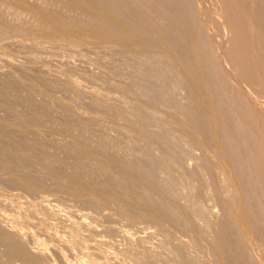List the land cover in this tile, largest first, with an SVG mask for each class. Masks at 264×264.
Returning <instances> with one entry per match:
<instances>
[{
	"label": "bare ground",
	"instance_id": "1",
	"mask_svg": "<svg viewBox=\"0 0 264 264\" xmlns=\"http://www.w3.org/2000/svg\"><path fill=\"white\" fill-rule=\"evenodd\" d=\"M10 1H12V2L10 3ZM68 1L70 3L69 10L75 11L76 13L77 12L79 13L78 17H77L78 20L75 18L79 23L72 24L70 21L69 22L63 21L62 20L63 17L61 18V20H59V19L51 16V17H53V19H51L53 22H52V24H50V23H46L45 21L44 22L41 21L40 17H38L40 15L37 14L36 16H34V18H35L34 23L31 24L30 22H32V20L29 18V23L31 25H28L29 23L25 22L24 20H23L24 22L18 21L19 13H18L17 8L15 9V10H17V13H15V14L18 15L17 16L18 18L15 21L14 20L13 21L12 20L11 21L4 20L7 17L4 18L5 16H3V18H2L1 17L2 11L0 10V36H1V38L3 37V35L5 36V35L13 34L16 37L24 36L25 40L28 39L30 41H36L37 38L38 39L42 38V39L46 40L47 42H51V44H53L52 42H55L57 39L61 38V39H59V41H61V40H64L62 38H65V37L70 38V36L73 34H77L76 39H75V37L73 38L74 40H77V41L83 43L85 38L89 36L93 39L92 40L90 38V40H92L91 42H94L96 40V42L103 44V47H105V48L107 47V49H109L110 51H112L111 48H113L112 52H114V51L120 52L118 55H120L121 53L123 54L124 52H122V51H125L124 55L127 54L129 51V53L132 52L131 54H134L139 59H143V61H144L143 65L146 67V70L149 68L154 69L155 71L149 69L148 72L153 71V73H151V72H149V73H151V75L155 76L157 79L159 77L160 78L159 80H162V82H164V83H162L159 81L160 83H156V84H160L161 87L164 86V88H165L168 85L167 84L168 82L173 81L175 83H169L171 85L174 84V87H171V89L174 88L175 90H177L178 87L176 85H178L180 87V89H183V88L185 89L186 87H187L186 89H188L189 85L188 86L186 85L185 87L181 86L182 84L185 85L187 83V81L183 77L181 71L178 70L179 68L177 69L174 66V63L172 62L171 53H174L177 56L176 58L180 60L182 70H184V72H185L186 76L188 77L190 83H192V85L194 86V88L198 92L197 94H195L196 95L194 97L195 99L193 98V94L191 95L192 96L191 99L193 98L192 100L189 99L190 97H187V96H189V95H187L186 96L187 100H185L187 102L185 103V105L183 104V102H181V104L184 105V107L188 106V103H191L189 106V109L186 107L184 108L179 103L182 110L183 109H187V110L184 112L182 111L183 112L182 114H185V115H183L182 117L178 115L179 119H176L179 121V123H181V125H183V128L178 123H176V125L178 124V127L180 126L182 128V130L186 129V131L184 130L186 133L189 130L190 134L188 133V135H190V136H191V133L193 134L194 132H196L197 135L199 134L200 136H203V138L205 137L203 140L207 139L208 141L211 142V143H205L204 142L205 146H203L202 139H201L202 137L199 138L200 140H193L194 137L193 138L189 137V140H188V137H185L186 135H184V139L187 140L188 142H191V143L187 142L188 144H191L192 146L194 145L193 146L194 148L198 147L202 151V153H201L202 157L199 158L200 160H198L199 161L198 164H200L199 168H201V163H202V165H203V163H206L205 164L206 166L203 165L204 169H206L208 167L207 164L210 165L209 167H211V166H213L212 163L215 162V164H216L215 171H213L214 166L211 169L209 168V170H211V173L209 172L210 176L212 179L214 178V180H212V182L217 180V179H215V177L218 178V181L219 182H220V180L223 181L224 185L220 184L221 182L217 183V184H220V186H218L217 184L216 185L219 188L221 187V185H222V187L224 186L225 191H227V193H226L227 196H225V194L222 195L220 198V200L222 202L220 201V203H219L220 207L223 211L222 212L223 217L220 215L222 217V219L221 220L219 219L220 221H218L216 219L218 222L216 221V224L214 222L215 225L214 226L212 225L213 228L215 227L218 229L215 242L218 244V246H220V248H219V250H216V251H219V253H221L220 255L225 253V256H226V254L232 256L231 259L226 260L227 258H225V256L222 255L225 258V259H223V261L224 260L226 261L222 264H264V0H91L93 2V4H92L93 7L89 4V7L91 6L90 11L87 10V9H89V7L88 8L86 7V10L84 9L85 5L87 4V2L85 0H68ZM84 1L86 2V4L84 3ZM3 2L7 6L12 5V4L17 5V6H19L18 8H22L23 12L26 11V12H28V14L31 10V8L28 7V5L26 4V2L24 0H0V4H3ZM65 4H66V2H65ZM7 8H9V6ZM12 9H14V8H12ZM9 10H10V8H9ZM40 10L42 11V13L44 15L45 12L41 9V7H40ZM21 15H23V14H21ZM25 15L27 16L26 13H25ZM12 16H13V14H12ZM49 16L50 15L45 14V17L49 18ZM55 16H56V14H55ZM25 18H27V17H25ZM41 19H43V18H41ZM111 19H112V21H111ZM72 21H74V20H72ZM73 36H71V37H73ZM5 38H6V36H5ZM71 40L66 41V42L67 43L72 42ZM90 40H89V42H90ZM56 42H58V40ZM43 43H46V42H43ZM64 43H65V40H64ZM36 44L38 45V43H36ZM46 44L48 45V43H46ZM85 44H87V43H85ZM92 44H94V43H92ZM75 45L77 46V44H75ZM83 46H84V44H83ZM23 49H24V47H23ZM109 50H107V52ZM29 51H31V50H28V52ZM51 52H52V50H51ZM3 53H5V52H3ZM114 54L117 55V53H114ZM94 57H95V54H94ZM105 57L106 56H104V58ZM4 59H6V58H4ZM154 64L158 65V67H157V68H159L158 71L156 70L157 68L152 67V65H154ZM199 69L203 71V73L202 72H200V73L204 74L206 76L207 80L205 78H201L202 75L199 76ZM146 70L144 69L145 72H146ZM142 71L140 70V73ZM148 72L146 74L147 76L149 74ZM129 75H130V73H129ZM138 76H140V75H137V77ZM142 76H144V75H142ZM38 77H39V75H38ZM151 78L152 77L150 76L149 80ZM5 79H6V77H5ZM146 79H148V78H146ZM152 79H151V82H152ZM157 79L154 78V80H153L154 83ZM203 79L206 82H204ZM34 80H32V81L34 82ZM41 80L43 81L44 79L41 78ZM28 81H30V80H28ZM5 82L3 79L2 80L0 79V107L3 105V107L7 108L10 111V113H7V114H11V112L13 111L14 105L18 104L17 102H21V103L23 102L27 105L26 106L27 110H28L27 113H29V114L31 113L30 115H32V116H30L31 120L34 122V124H36L35 126H32V127H36V126L39 127L41 125H46L47 128H51V129L54 128L55 129V127H53L55 125V122H53L54 120L51 121L52 120L51 118H54L53 114H52L53 117L50 115L49 109L51 107H47L46 105H45V107L44 106L38 107L32 103L33 98H31L30 96L32 94H34L35 90H33V88L29 89V90H33V91H31V93L27 89V91L29 92V95L31 94L30 96L28 94H26L27 92H25V94L19 93L22 90L21 91H13L12 93H10L5 88ZM46 82L43 81V84L45 85ZM75 82L76 81H74L73 83L75 84ZM135 82H137V80ZM138 82L140 83V80ZM21 83L24 84L23 81ZM25 83H28V82H25ZM30 83H31V81L29 82V86H31V84H32V83L31 84ZM70 83H71V81H70ZM154 83H151V84L154 85ZM43 84H42V86H43ZM47 84H48V82L46 83V85ZM143 84H145V83H143ZM149 84H150V82H149ZM162 84H163V86H162ZM146 85H144V86H146ZM138 86H139V84L137 85V87ZM152 86H150V89L147 88L148 90H150L149 92H151L153 90V88H154V90L155 89L157 90V88H155L156 85H155V87H153L151 89ZM175 86H176V88H175ZM32 87H33V84H32ZM134 87L135 86H133V88ZM139 88H141V87H139ZM160 88H158V89H160ZM164 88L163 89L161 88L160 90L155 91L156 94L158 93V97L155 96V93H154V95H153V93H150V95L152 94V96H155V98H157V99H153L152 97H150V95H146L149 92L146 93L148 90L146 91L144 89V92L146 91L145 92L146 94L143 93V95H146L145 98L147 96H149L151 98V100L152 99L153 100L151 103L149 101H145V103L147 102V105H146L147 108L144 107L145 105L143 106L145 109L144 108L142 109V107L139 108L141 106V104H139V103H138L139 105L137 104L138 106L136 105L137 109H142L139 111L143 112V113L139 112L141 114L136 113L137 114V115L135 114L136 118L138 115L145 114V117L141 116L142 119L144 118V121H145V118H148L146 115L147 112H149V114L155 115V118H153L154 116L151 117V120L153 118V121L150 120V117L148 118V120H150V122H151L150 124H152V125H150L149 123L146 124V122L142 121L146 125L149 124L151 126L150 129L153 130V133H154V128H152V126L154 124V119H155V121L164 119V118H162L163 116H161V115H163L165 112L160 110L163 114H160L162 119H159L157 117L158 115L156 116V110L157 109L159 110L161 108V106H162V109H165L167 107V103H169V106H171L170 108H172L171 110H174V109L177 110L176 109L177 107H174V108L172 107L173 103L175 102L173 99H175V98L172 99L169 97V95L172 94L171 90L165 91L167 93L170 92L169 94L166 93L168 95V97H167L164 94ZM189 89H191V88H189ZM189 91H191V90H188V92ZM131 92L130 93L128 92V93L132 97V94H134L135 92H134V90H133L132 94H131ZM142 92H143V89L141 90V92H138V94H136L137 97L139 95V97L144 98V97H142V94L140 96V93H142ZM173 92H174V90H173ZM174 93H175L174 95H176V93H180V92L176 91ZM136 95H134L135 97H132V99L137 98ZM45 96L48 98V95H45ZM171 96H173V94ZM177 96H176V98H178ZM198 98L201 99V101H202V106H203L202 109H199L200 108L199 105H195L196 104L195 100ZM92 99H93V97H92ZM107 99H109V98H107ZM55 100H53V102ZM71 100H73V99H71ZM101 100H103V99L101 98ZM167 100L170 102H168ZM178 100H177V102H179ZM93 101L91 102V104L93 103ZM99 101L100 100L98 99V103L96 102L97 103L96 105L102 104V103H99ZM171 101H174V102L171 103ZM148 102H149V105H148ZM159 102H162L161 106H160ZM163 102L164 103L166 102L165 103L166 105ZM177 102L174 104L178 105ZM57 103L60 105L59 102H57ZM141 103H142V101H141ZM67 104H69V103H67ZM94 104L95 103H93L92 105H94ZM106 104H108V103H106ZM135 104H134V106H135ZM163 104L166 106L165 108H163ZM49 105H51V104L49 103ZM63 105H61V106H63ZM96 105H94V107ZM157 105L160 106V108ZM102 106H104V105H102ZM102 106H96V107H99L98 108L99 110H102V109L104 110L105 107L102 108ZM105 106H107V105H105ZM134 106L133 107L129 106L130 108L124 107L123 110L124 109L126 110L128 108L129 110L127 109V111H136L137 109L130 110L131 108L134 109ZM196 106H198V107L196 108ZM52 107H53V105H52ZM63 107H65V106H63ZM67 107H69V106H66V108H64V109H66L68 111L69 108L67 109ZM92 107H90L91 110H93V108H94V107L93 108ZM100 107H101V109H100ZM178 107H179V105H178ZM110 108H112V107H110ZM7 109H6V111H8ZM14 110L15 111H13V114L15 112L17 113L16 107ZM66 110H65V113H66ZM145 110H146V113H144ZM171 110H169V113H171ZM81 111H83V110H81ZM110 111H111V109H110ZM110 111L108 110V112L106 111V113L109 114ZM114 111H115V109H113V112ZM121 111H120V114L122 116V114H124L125 112L121 113ZM166 111H167V109H166ZM93 112H95V111H92V113ZM98 112H100V111H98ZM101 112H100V114H101ZM159 112H158V114H159ZM65 113H64V115H65ZM95 113H97V112H95ZM132 113L127 112V114L125 113V115L130 116V115H133ZM169 113L168 114L166 113V114L169 115ZM173 113H174V111H173ZM177 113H178V111H177ZM180 113H181V111H180ZM18 114H15V115L18 116ZM22 114L23 113H21L19 115H21L23 117ZM103 114L105 116L113 117L111 115L112 113H110L109 115L108 114L106 115L105 113H103ZM118 114H117V116H119ZM166 114H164V115H166ZM25 115H24V117L26 119L27 115L26 116ZM96 115L98 116V114H94V118L97 117ZM125 115H124V117H125ZM167 115L164 117L167 118ZM173 115L176 116V114H173ZM114 116H116V115H114ZM128 116L126 117V119H128ZM178 116H176V117H178ZM91 117L93 118V116H91ZM110 117H107V118L110 119ZM130 117L135 119V117H133V116H130ZM168 117H171V116H168ZM28 118H29V116H28ZM63 118H66V117H63ZM98 118L100 120V117H98ZM118 118H121V117H118ZM181 118H183V119H181ZM0 119H1V117H0ZM7 119H9V118H7ZM20 119L21 118H18L19 121H20ZM70 119L71 118H69L67 120L69 121ZM122 119L123 118H121L120 120H122ZM138 119H140V118H138ZM3 120H5V119H3ZM93 120H96V119H93ZM113 120H115V119H113ZM131 120L129 119V121H131ZM176 120L174 122H177ZM180 120L182 122H180ZM17 121H16L15 126H17ZM22 121H23V118H22ZM27 121L24 120L22 123L19 122L18 126L22 125V124L27 125V126L29 124L31 126L32 121L29 122L28 124H25V122H27ZM4 122L5 121L0 123V264H49V263H47V261H46V263L44 262V260L47 257L46 252H48V251L45 252L44 248L42 249L41 246H40L41 248H39V246H37V245H39V243L41 241L37 242L34 240L33 246H32V243L30 244L32 239H31V241L29 240V238H31V237H29L30 236L29 233H31V234L34 233V230H33V232L30 231L31 230L30 228H32L34 225H36V224L32 225V223L35 219V214L37 213V209L35 211L34 209L30 208V206L33 207L32 204H30V206H28V207H26V206L23 207L22 205H20V203L18 201V200H20V197L21 198L23 197V195H22L23 193L26 194L25 196H27V194L35 196L37 194L41 195L43 192H46L45 190H43L44 188L42 186L43 185V183H42L43 179L38 178L37 176L33 175V174L37 175V173H34L37 171L36 168L34 167V165L36 166L37 163L43 164V167L45 166V168H47V170L45 169L46 173H44L46 175L45 178L46 177L48 179L50 178L52 183H54L53 180L58 182L60 174H62V176L64 175L62 171L68 165V167H69V168L67 167L68 172L70 171L71 173H68V175H69L68 177L64 176V179L63 178L59 179L61 182H58V183L62 184V182H64L63 180H65V184L61 185L63 187L65 186L64 187L65 190L60 186L65 191V193L68 196H70L71 198L77 199L76 201H81L82 204L84 203L86 206H89L90 209H93L95 211H101V210L104 211L105 209L110 208L111 204L112 205L114 204V206L115 205H116V207L118 206L117 209L118 210L120 209L121 210L120 212H124L125 210H127V212L129 211L130 213L136 214V216L138 214L139 215L138 217H140L142 215V216H144L143 218H148V219L152 220L153 222L158 221L161 224L168 222L173 227H176V226L179 227L180 226L184 229H187L190 233L195 231L193 226H191V223H189L190 219H188L189 221L187 220V218H188L187 213H184V211L181 212L179 210L180 208L177 209L176 208L177 205L175 206L174 203L169 202L171 204H168V202H166V201L170 200L169 199L170 196L167 197V192L163 190L164 187H160L159 185H157V183H154L153 182L154 179H152V178H155L153 176H155L157 173V172H155V169H160L161 166H162V168H165V169L170 168V167L172 168L173 166L175 167L177 165L179 166L182 164V163H180L181 159H180L179 155H177L178 154V151H177L178 146L175 145L177 143L178 139L175 138V140H174L173 136L168 137V135H167L168 131L167 130H166L167 133H166V131L162 130L163 132L166 133V134H164V133L163 134L167 135L168 141H169L170 137H172V139L174 141L177 140L175 144H174V141L172 143L171 138H170V141H169L170 144H168L169 142L166 141V142H168L167 143L168 145L166 143H165L166 145L165 144L163 145V143L161 141L162 137H160L161 139H159V138L157 139V137H156L159 133H160L159 136L162 135L161 132H159V133L157 132L158 134L155 133L156 135L151 132V134H153L151 136V134L146 132L147 130H149L148 127L146 125L143 126V123H140L141 121H138V120L135 121V123H137V124L133 123L134 120H133V122H130V123L134 124L133 126H131L130 129H129L130 126L129 127L126 126L127 129L126 128L125 129L134 133V135L135 134L141 135L142 138L138 137L137 135L136 136L138 137V139L140 138V140L143 141L145 149L143 147L142 148L146 151V153L148 152V154H150L151 150L153 152H154V150H156L157 153L159 152L161 154V155L158 154V156H159L158 157L155 153L152 154L153 153L152 152L151 156H150V157H152V159L150 157H148L151 159V160L148 159V161H150V162L152 161L151 164L153 165V167L146 168L148 162L146 164L144 163V165L142 163V165L145 166L144 168H146V169H144L143 167L141 169H138V167L135 165L136 169H138L139 172H142V169H144L142 173L138 172L139 174L138 173L136 174L135 173L136 170L134 171V169L131 167V165H129L132 162L130 159H129L130 161L128 162V164L126 161H122V160L118 161V159L117 160L112 159V158H116V157L111 156V146H113V145L111 144L112 141H110V139L104 138L108 141L101 139V142L100 141L97 142L95 146L90 145L89 144L90 142L89 143L86 142V144L88 143L86 146H85V144L84 145L81 144L83 146H81V145L78 146V144L80 142V140L77 139L78 136H77V138L75 136V139H77L78 141L77 140L72 141L73 143L67 144V145L63 144V143L62 144L61 143L56 144V143L60 142L57 140V142L55 143L56 148L57 149L60 148L59 149L60 151L61 150H63V152L65 151L64 153L67 157V159L65 160V158L64 159L58 158L59 155H56V152H52V153L49 152L50 149L48 147L47 148L49 149V151H47V148L45 149L43 146V143L36 137L37 136L36 133L39 134L40 132H38V131L39 130L42 131L43 128L35 130V131H32V129L31 130L29 129V131H31L32 134H34V135L36 134V136L32 135V137L29 138L30 136L28 135V137H27V134H26L28 131L26 132V130L24 131V130H19V129L15 130L11 127L10 124L4 123ZM96 122H95V125L99 121L97 123ZM104 122H106V121H104ZM110 122H111V120H110ZM67 123H68V125L67 124H65V126L61 125V127H59V125L56 123L58 125L57 126L58 128L57 127L56 128L58 130H60V132H62L63 134L67 133L66 134L67 136L72 134L70 136L74 137L73 131H74V129L79 128V127L75 128V125H77V124H74L73 125L74 129H72L73 126L71 127V124L69 125V122H67ZM84 123H86V122H83V124ZM101 123H102V121H101ZM101 123H98V124L100 125ZM116 123H117V121H116ZM138 123L142 124L144 129ZM163 123H164V121H163ZM170 123H171V121H170ZM60 124H62V123H60ZM90 124H93V123H90ZM23 125H22V127H23ZM108 125L111 126L110 123ZM108 125H106V126H108ZM135 125H137V126H135ZM155 125L156 124H154V126ZM184 125H186V126H184ZM27 126H26V128H27ZM30 126H28V128ZM46 126H45V129H47ZM100 126L102 127L103 125H100ZM42 127H44V126H42ZM81 127L82 126H80V128ZM120 127L118 129H120ZM107 128L109 129V126ZM145 128H146V130H145ZM172 128H174V127H172ZM45 129H44V134H45ZM88 129H89V127H88ZM99 129H100V127H99ZM122 129H124V127ZM159 129H160V127H159ZM96 130H97V128H96ZM101 130H105V129H101ZM110 130H112V129H110ZM151 130H149V132ZM177 130H174V133L176 131V136L178 134H180L179 132H177ZM182 130L180 129V132ZM129 131H125V132L128 133ZM171 131H173V130H170L169 134L171 133ZM15 132H16V134H15ZM31 132H29V133H31ZM48 132H49V129H48ZM103 132H105V131H103ZM125 132H124V134H125ZM81 133H83V132H81ZM110 134H112V133H110ZM181 134H182V132H181ZM181 134L178 136H181ZM100 135H101V133H100ZM132 135H130L128 137H131ZM170 135H173V132ZM193 135L196 136V134H193ZM70 136H69V138L71 140L72 139L75 140L74 138H71ZM174 136H175V134H174ZM85 137H86V134H85ZM102 137L103 136H101L100 138H102ZM104 137H106V136H104ZM153 137H156V138H153ZM182 137L183 136H181V139H182ZM133 138L134 137H132L131 139H133ZM80 139H81V137H80ZM153 139H156V141H155L156 144L154 143ZM179 139H180V137H179ZM81 140H83V139H81ZM91 140H93V139H91ZM61 141H63V140H61ZM182 141L185 142L183 139L181 141L179 140L178 142H182ZM127 142L131 143V141H127ZM134 142H135V140H134ZM64 143H65V141H64ZM81 143H83V142H81ZM116 143L119 144V142H116ZM171 143L174 144V145H172V146H174V148L176 146V148H175L176 151L172 150L173 148L171 146H170V148H172V149L166 147V146L171 145ZM132 145H134V143ZM177 145H179V143H177ZM191 145H189L191 147L190 149L193 148ZM189 146H188V148H189ZM124 147H125L124 150H126L127 146H124ZM128 147H130V145H128ZM120 149H122V147ZM120 149L119 150L117 149V150L120 151ZM135 151H136V149H135ZM179 151H181V150H179ZM182 152H186V151H182ZM220 152H222L224 155ZM125 154H127V153H125ZM190 154H191V152H190ZM113 155H114V153H113ZM154 155H156L157 158ZM181 155H182V153H181ZM130 156L131 157H129V158H132L133 154H131ZM147 156H149V155H147ZM153 156L155 158L154 160H153ZM185 156L186 155H184V157ZM189 156H191V155H189ZM194 158H196V155ZM146 159H145V162H146ZM67 160H69V164L66 162ZM140 160H141V158H140ZM154 161L155 162L158 161V163L160 164V165H158L157 168H154V165H155ZM225 162H226V164H225ZM135 163H136V161H135ZM139 164H141V163H139ZM184 165L185 164H183V166ZM37 166L39 167V165H37ZM41 166L42 165H40V167ZM111 166H113V167L116 166L115 168L118 169V173L121 171L122 177H123V178L121 177L122 180H119L120 182H119V184H117V182H118L117 179H119L120 177L118 178L116 176L117 179L114 181L115 182L117 181L116 182L117 185L114 184V185H116L114 187V189H111V181L114 178L109 177L111 174L108 175V178L106 176L107 174L104 175L105 173H109V171H110V173H112L110 170ZM141 166L139 165V167H141ZM196 166H198V165H196ZM227 166H230V168H231L230 172L226 170ZM27 167H30V172L32 170L33 171L31 173L28 172L26 170ZM32 167H34V169L36 171L34 169H32ZM174 167L172 169H174ZM191 167H193V166H191ZM66 169H65V171H66ZM112 170H113V168H112ZM167 170H165V171L167 172ZM160 171H161V169H160ZM165 171H163L164 174H165ZM37 172L39 173V171H37ZM153 172H155V174ZM168 172H169L168 174H171L172 170L170 171V169H169ZM174 172H175V170H174ZM102 174H103V176H105V179H107V181L106 180L103 182L101 181L104 177L101 179L99 176H101ZM152 174H153V176H152ZM168 174H167V176H169ZM192 174L194 175V173H192ZM176 175H178V174H176ZM180 175H181V173H180ZM188 175H187V173L183 172V174L181 175L180 181L182 182V181L187 180ZM199 175H201V174H199ZM205 175L202 177H205ZM190 176H192V175H189V178H191ZM210 176H208V178ZM67 178H68V180L66 181ZM163 178H164V176H163ZM165 179H167V178H165ZM155 180H157V179H155ZM168 180H169V178H168ZM193 180H189V181H193ZM121 181H122V183H121ZM169 181H172V178H170ZM49 183H50V181H49ZM58 183H56V184L58 185ZM182 183H184V182H182ZM182 183H180V184H182ZM213 184L215 185L214 182H213ZM52 185H54V184H52ZM210 185H211V183H210ZM124 186H125L126 190L128 187L127 191L131 190L130 188H132L133 192H131V191L130 192L132 194L133 193L135 194V195L133 194L134 196H131V198H129V203L126 202L127 199L124 198V196L126 195L125 194L126 190L124 189ZM164 186H166L165 187V190H166L167 186H169V185H164ZM189 186H190V184H189ZM57 187H59V185ZM218 187L214 188V190H212V191H215V189L219 190ZM222 187H221V189H222ZM145 188H147V190L149 189L148 191L149 192L151 191V193H153L152 195L154 198L156 196V198L154 200L152 199L153 198L152 195H149L148 194L149 192H147V190ZM168 188L173 189L172 191H174V188H171V186ZM168 188H167V190H168ZM18 189H21L20 190L21 192H18L17 191ZM62 189H60V190L63 191ZM221 189L219 191H215L216 195H217V192L219 193L221 191ZM15 190H16V193H14ZM135 190L137 191V193H135ZM175 190H176V188H175ZM192 190H195V189H192ZM197 190H199V188ZM197 190L194 191V193L198 192ZM222 191H223V189H222ZM145 192H147V194H145ZM224 192H222L221 194H223ZM131 193H129L128 197H130ZM170 193H171V191L168 194L172 195V196L174 195L173 194L174 192H172V194H170ZM198 193H200V191ZM221 194L219 193L218 195H221ZM147 195H149V196H147ZM42 196L45 197V194ZM150 196H151V198H150ZM189 196H190V194H189ZM189 196H187V197H189ZM194 196H193V199H194ZM223 196H225L226 199ZM33 197H32V199H33ZM35 197H34V199H35ZM176 197H179V196H176ZM190 197H189V199H190ZM218 197H220V196H218ZM222 197L225 200H223ZM123 198H124L125 203L123 201ZM38 199H41V198H38ZM240 199L244 200L245 212H247L249 214V215H247L248 218L251 217L254 225L256 224L255 226L258 225V228L257 227H255V228L259 229L260 233H261L260 234L261 237H259V239L262 240L261 241L262 244H261L260 248L259 247L256 248L254 246V243H253V245H251L250 241H249L250 242L249 243L245 240L244 237H242V235L240 233V229H239V224L237 223L236 218H233L235 216H232L233 207L237 204V202H239ZM171 200H173V199H171ZM190 201H192V200H190ZM28 203H29V201H28ZM38 204H37V206H38ZM45 204H46V202H45ZM41 205H43V204H41ZM51 205H53V204H51ZM47 206L48 205H46L45 208L42 206L44 208L43 211H45V212L47 211L46 210V209H48V208H46ZM127 206H129V207H127ZM35 208H36V205H35ZM49 209H50V207H49ZM60 210H59V212H61ZM110 211H111V209H110ZM13 212H15V213L13 214ZM48 212H49V210H48ZM48 212L46 213L47 215H48ZM52 212L55 214L54 211H52ZM52 212H51V214L53 215ZM190 212H192V211H190ZM40 213L42 215L46 216V214L42 213V211ZM201 213L203 214L205 212L202 211ZM172 214L174 216H172ZM177 214H179V215H177ZM38 215H37V217H38ZM48 216H50V215H48ZM202 216H204V215H202ZM110 217H112V216H110ZM221 217H219V218H221ZM38 218H39L38 222H40L41 217H38ZM52 218L54 219V215ZM209 218H210V215H209ZM82 219L83 218H81V221H83ZM43 221H45L44 218L42 219L41 222H43ZM85 221H84V223H86ZM160 221H162V222H160ZM38 222L36 220L37 225H38ZM78 223H79V225L82 226V230L84 229L85 226H86L85 229H87V230L89 229L88 228L89 226L85 225L83 222H82L83 225H82V223L80 224V221ZM52 224H50L49 226H51ZM59 224H60V222H59ZM161 224H160V226H161ZM252 225H250V227ZM39 226H40V223H39ZM41 227H42V225H41ZM73 227H70L69 229H71ZM93 227H91V228L94 230ZM42 228L44 229V227H42ZM77 228L76 229L73 228L74 231L71 229L72 233L69 236L70 241H68V242H70L69 243V244H71L70 246L74 247L75 249L79 248L78 252H79V254H82V252L80 253V249L82 250L84 248V245L88 244V243L86 242L84 244V242H83L84 239H80L79 238L80 236L78 237L77 234H78V231L80 229L78 228V231H77ZM91 228H90V230H91ZM108 228H109V226H107V229ZM110 228H109V231H110ZM255 228L253 227V229H255ZM174 229H177V228H174ZM82 230L80 232H82ZM87 230H85L86 233L89 231V230L88 231ZM183 231H185V230H183ZM51 233H53V232L51 231ZM92 233L95 234L96 232L94 233V231H92L91 234ZM68 234L69 233H67V235ZM91 234H90V236H92ZM193 234H195V233H193ZM199 234H196L195 237L197 238V235H199ZM201 234H202V231H201ZM228 234H230V236H228ZM46 235H47V233H46ZM58 235H59V233H58ZM190 235L192 236V234H190ZM34 236L37 237L36 235H34ZM48 236H50V235H48ZM55 236H56V234H55ZM64 236H66V235H64ZM84 236H86V235H84ZM191 236H190V238H191L192 242L190 241V244L192 243L191 244V246H192L193 243L196 241L195 240L196 238H192ZM35 237H34V239H35ZM87 237H89V236H87ZM227 237H229V239L232 238V240L231 241L228 240V242H226ZM89 239H90V237H89ZM199 239H200V237H199ZM66 242H65V245H66ZM40 244L42 245V243H40ZM54 244H58V241H57V243H54ZM69 244H67V245H69ZM255 244H257V243H255ZM106 245H108V244H106ZM72 247H69V250H71ZM89 247H87V248H89ZM185 247H186V245H185ZM87 248L85 247V249H87ZM63 249L65 250L66 248H63ZM174 249H176V248H174ZM178 249L179 248H177L176 250H178ZM67 250H68V248H67ZM190 250H191V248H190ZM73 251L75 252V250H73ZM59 252H61V251H59ZM184 252L186 253L188 251H184ZM83 253L85 256L86 252H83ZM185 253H183L182 257L180 258V259L183 258L182 262L184 264H202V262L200 260L202 259L203 256L200 257V259H199V257L196 255H195L196 257H193V256L187 257L188 255L186 256L187 253L186 254ZM89 254H90V252H89ZM184 254H185V256H184ZM86 255H87V253H86ZM92 255L93 254H91V256ZM262 255H263V258L261 257ZM61 256L63 257L65 255H63L61 253ZM76 256H78V255H76ZM213 256H211V257H213ZM88 257H89V260L91 258H93V257L90 258V256H88ZM88 257H87V259H88ZM147 257H148V253L146 251L141 253V259L144 260L143 262L150 261V259L147 260L148 259ZM227 257H229V256H227ZM68 258H69V256H68ZM136 258H138V257H136ZM215 259H213V260L216 261ZM65 260H66V258L64 257V261ZM91 260L94 263H97V260H95L96 262L94 261V259H91ZM178 261H179V259H178ZM214 261H212L213 264L219 263V261H217L218 263H216ZM151 262L154 264L155 260L151 261ZM94 263H92V264H94ZM100 263H102V262H100ZM147 263H149V262H147Z\"/></svg>",
	"mask_w": 264,
	"mask_h": 264
},
{
	"label": "rangeland",
	"instance_id": "2",
	"mask_svg": "<svg viewBox=\"0 0 264 264\" xmlns=\"http://www.w3.org/2000/svg\"><path fill=\"white\" fill-rule=\"evenodd\" d=\"M25 2H26V4L28 5V7L29 8H31V10H30V12H29V14H28V12H23V9L22 8H18L19 6H17V5H14V4H12V5H8L9 6V8H10V10H9V8H7L8 6L7 5H5V3L3 2V4H0L1 6H0V10L2 11L1 12V17L3 18V16H5L4 18H6V19H4V20H8V21H15V20H17V18H18V21H22V22H27V23H29V18L32 20V22H30L31 24L32 23H34V16H36L37 14H39L40 16H38V17H40V20L41 21H45L46 23H50V24H52V20L51 19H53V17L54 18H57V19H59V20H61V18H62V20L63 21H66V22H71L72 24H76V23H79L77 20V17H78V12L76 13L75 11H71V10H69V5H70V3H69V1L68 0H24ZM50 1V2H49ZM87 2V4H86V2ZM84 1V3L86 4H84L85 5V10H86V7L88 8L89 7V4L93 7V2L91 1V0H85ZM90 1V2H89ZM12 1H10V3H11ZM49 2V3H48ZM65 2H66V4H65ZM89 2V3H88ZM9 3V4H10ZM46 3V4H45ZM43 4V5H42ZM5 5V6H4ZM40 5V6H39ZM53 5V6H52ZM44 6V7H43ZM90 6V7H91ZM40 7H41V9L45 12V14H47V15H50L49 16V18H47V17H45V14L43 15V13H42V11L40 10ZM46 7V8H45ZM89 7V9H87V10H89L90 11V8ZM2 8V9H1ZM12 8H14V9H12ZM18 9V13H19V16L18 15H16L15 13H17V10H15V9ZM47 9V10H46ZM46 10V11H45ZM9 12V13H8ZM12 12V13H11ZM58 12V13H57ZM64 14H62V13ZM6 13V14H5ZM25 13L27 14V16L25 15ZM3 14V15H2ZM5 14V15H4ZM12 14H13V16H12ZM21 14H23V15H21ZM32 14V15H31ZM55 14H56V16H55ZM58 14V15H57ZM30 15V16H29ZM63 15V16H62ZM12 16V17H11ZM18 16V17H17ZM51 16H53V17H51ZM25 17H27V18H25ZM33 17V18H32ZM51 17V18H50ZM69 17V18H68ZM73 19H72V18ZM26 20H25V19ZM41 18H43V19H41ZM77 20H76V19ZM68 19V20H67ZM24 20V21H23ZM72 20H74V21H72ZM111 21H112V19H111ZM28 24V25H31V24ZM187 34V33H186ZM74 35V36H73ZM73 35H71V36H73V37H71L70 36V38L72 39H70L69 37V39L67 38V37H65V38H62V39H64L65 40V43H64V40H61V41H59V39H61V38H59V39H57L58 40V42H52L53 44H51V42H47L46 40H44V39H42V38H37L36 39V41H30V40H28V39H26L25 40V38H24V36H19V37H16L15 35H13V34H9V35H5L6 36V38H5V36L3 35V37L1 38V36H0V79L2 80H4V82H5V88L7 89V91L8 92H10V93H12L13 91H21V92H19V93H22V94H25V92H27L26 94H28L29 95V92L27 91V89L29 90V89H31V88H33V90H35L34 91V94H30L29 96L31 97V98H33L32 99V103L33 104H35L36 106H38V107H42V106H44L45 107V105L47 106V107H51L49 110H50V115L52 116V114H53V116H54V118H49L51 121H53V122H55V125L53 126V127H55V129L54 128H47V126L46 125H41V126H36V127H32V126H35L36 124H34V122L31 120V117L30 116H32V115H30L29 113H27V105L25 104V103H21V102H17L18 104L15 106L14 105V108H13V111H15L14 109H15V107H16V110H17V113L15 112L14 114H13V111L11 112V114H7V113H10V111L7 109V108H5V107H3V105L0 107V117H1V119H0V123H2L3 121H5L4 123H8V124H10L11 125V127L13 128V129H15V130H26V134H27V137H28V135L30 136L29 138H31L32 137V135L33 136H36V134H37V138L43 143V146H44V148L46 149L47 147L50 149V151H49V149L47 148V151H49V152H56V155H59V157L58 158H65V160L67 159V157H66V155H65V151L63 152V150H59L60 148H56V145H55V143L57 142V140L58 141H60V142H58V143H56V144H71V143H73L72 141H76L77 139L78 140H80V142H79V144H78V146L79 145H81V144H85V146L89 143L90 145H96V143L97 142H101V139L102 140H105V141H108V140H106V139H110V141H112L111 142V144L113 145V146H111V156H113V157H116V158H112V159H115V160H117L118 159V161H126L127 162V164H128V162L131 160L132 162H131V164H129V165H131V167L134 169V171H135V173L137 174L138 172H139V170L138 169H141L142 167L144 168L145 166H143L144 165V163L146 164L147 162V167L146 168H149V167H153V165L151 164L152 163V161L150 162V161H148V159H152V157H150L151 156V153L153 152L152 150H151V152H150V154H148V152L146 153V151L144 150L145 149V146H144V144H143V141H141L140 140V138L138 139V137H141V135H139V134H135L134 135V133H132V132H130L129 130H126L127 128H126V126H130L129 127V129L131 128V126H133L134 124H137V123H135V121H141L140 123H143L142 121H144V118L142 119V117L144 116L145 117V114H142V115H138L137 116V118L135 117L139 112H142V111H139V110H142L144 107H146V105H147V102L145 103V101H149L150 103L152 102V100L153 99H157V98H155V96L156 97H158V93L156 94L155 93V91H158V90H160L161 88L163 89L164 88V86H163V84H162V86L163 87H161V85L160 84H156V83H160V82H162V80H159L160 78L158 77V79L155 77V76H152L151 75V73H153V71H155L154 69H152V68H149V69H151V70H153V71H149V72H151V73H149L148 72V70L149 69H147L146 70V67L143 65L144 64V61H143V59H139L138 57H136L134 54H131L132 52H130L129 53V51H128V53L127 54H125L124 55V53H125V51H122V52H124L123 54L121 53L120 55H118L120 52H117V51H114V52H112L113 51V48H111L112 49V51H110L109 49H107V47L105 48V47H103V44H101V43H98V42H96V40L94 41V42H91L93 39L91 38V37H86L85 38V40L83 41V43L82 42H79V41H77V40H74L73 38L75 37V39H76V37H77V34H73ZM9 37V38H8ZM12 38V39H11ZM19 38V39H18ZM67 38V39H66ZM89 38V39H88ZM90 38L92 39V40H90ZM9 40V41H8ZM18 40V41H17ZM72 41V42H66V41ZM74 40V41H73ZM88 40V41H87ZM89 40H90V42H89ZM15 41V42H14ZM30 41V42H29ZM43 42H46V43H48V45L46 44V43H43ZM22 43V44H21ZM34 43V44H33ZM36 43H38V45L36 44ZM85 43H87V44H85ZM91 45H90V44ZM92 43H94V44H92ZM97 43V44H96ZM40 44V45H39ZM75 44H77V46L75 45ZM83 44H84V46H83ZM79 45V46H78ZM89 47H88V46ZM93 45V46H92ZM70 46V47H69ZM23 47H24V49H23ZM92 47V48H91ZM103 47V48H102ZM85 48V49H84ZM72 49V50H71ZM28 50H31V51H29L28 52ZM51 50H52V52H51ZM82 50V51H81ZM90 50V51H89ZM100 50V51H99ZM107 50H109L108 52H107ZM23 51V52H22ZM45 51V52H44ZM3 52H5V53H3ZM111 52V53H110ZM127 52V51H126ZM70 53V54H69ZM73 53V54H72ZM100 53V54H99ZM114 53H117V55L116 54H114ZM20 54V55H19ZM26 54V55H25ZM90 54V55H89ZM94 54H95V57H94ZM16 55V56H15ZM35 55V56H34ZM72 55V56H71ZM87 55V56H86ZM111 55V56H110ZM123 55V56H122ZM173 55V56H172ZM71 56V57H70ZM103 56V57H102ZM104 56H106L105 58H104ZM110 56V57H109ZM125 56V57H124ZM79 57V58H78ZM100 57V58H99ZM171 57H172V62L174 63V66L179 70V71H181V73H182V75H183V77L186 79V81H187V83L185 84V85H181V86H183V87H185L186 85L188 86L189 85V87H188V89H184L183 87V89H180V87L178 86V85H176L178 88H177V90H175L174 88H172L171 89V87H174V84L173 85H171V84H169V83H175V82H168L167 84V86L164 88V94L168 97V95L167 94H169L170 92H165V91H167V90H171V93L173 94V96H171L172 94H170L169 95V97L170 98H175V99H173L174 101H171V103H176L177 102V100L179 101V102H177L178 103V105H179V107H180V104H181V102H183V104L185 105V103L187 102V101H185V100H187L186 98L187 97H190L189 99H191V95L193 94V98L196 96L195 94H197L198 92L196 91V89L194 88V86L192 85V83H190V81H189V79H188V77L186 76V74H185V72H184V70H182V67H181V64H180V60L179 59H177L176 57V55L174 54V53H171ZM4 58H6V59H4ZM19 58V59H18ZM77 60H76V59ZM85 58V59H84ZM109 58V59H108ZM29 59V60H28ZM140 61H139V60ZM176 59V60H175ZM6 60V61H5ZM59 60V61H58ZM113 60V61H112ZM138 60V61H137ZM61 61V62H60ZM103 61V62H102ZM106 62V63H105ZM123 63V64H122ZM179 63V64H178ZM26 64V65H25ZM78 64V65H77ZM116 64V65H115ZM119 66H118V65ZM2 66V67H1ZM23 66V67H22ZM45 66V67H44ZM141 66V67H140ZM44 67V68H43ZM47 67V68H46ZM62 67V68H61ZM138 69H137V68ZM152 67H154V68H157L158 67V65H152ZM122 68V69H121ZM134 68V69H133ZM140 68V69H139ZM198 68V67H197ZM11 69V70H10ZM75 69V70H74ZM144 69L146 70V72L144 71ZM57 70V71H56ZM70 70V71H69ZM78 72H77V71ZM82 70V71H81ZM121 70V71H120ZM135 72H134V71ZM140 70L142 71L141 73H140ZM157 71L159 70V68H157L156 69ZM59 71V72H58ZM116 71V72H115ZM103 72V73H102ZM124 72V73H123ZM145 72V73H144ZM147 72L149 73L148 74V76L146 75L147 74ZM200 72H202L203 73V71L202 70H200L199 69V76H201L202 75V77L201 78H205L206 80H207V78H206V76L204 75V74H202V73H200ZM21 73V74H20ZM29 73V74H28ZM42 73V74H41ZM49 73V74H48ZM57 73V74H56ZM76 73V74H75ZM129 73H130V75H129ZM140 73V74H139ZM45 74V75H44ZM75 74V75H74ZM86 76H85V75ZM140 75V76H138L137 77V75ZM144 75V76H142V75ZM38 75H39V77H38ZM49 75V76H48ZM103 75V76H102ZM106 75V76H105ZM29 76V77H28ZM32 78H31V77ZM35 76V77H34ZM52 76V77H51ZM56 76V77H55ZM61 76V77H60ZM66 76V77H65ZM152 77L151 79H152V82H151V79L149 80V77ZM160 76V75H159ZM5 77H6V79H5ZM114 77V78H113ZM131 77V78H130ZM10 78V79H9ZM34 80V82L31 80ZM34 78V79H33ZM41 78L42 79H44L43 81H47L48 82V86L46 85V83H45V85L43 84V81L41 80ZM72 78V79H71ZM75 78V79H74ZM77 78V79H76ZM145 78V79H144ZM146 78H148V79H146ZM154 78L155 79H157L156 81H155V83H154ZM14 79V80H13ZM17 79V80H16ZM19 79V80H18ZM26 79V80H25ZM74 79V80H73ZM115 79V80H114ZM142 79V80H141ZM144 79V80H143ZM12 80V81H11ZM28 80H30L31 81V83L33 84V87H32V84H31V86H29V82L30 81H28ZM137 80V82H135V81ZM140 80V83L138 82ZM149 80V81H148ZM23 81V83L24 84H22L21 82ZM42 83H41V82ZM70 81H71V83H70ZM74 81H76L75 82V84L73 83ZM160 81V82H159ZM169 81V80H168ZM185 81V82H186ZM203 81H204V79H203ZM8 82V83H7ZM17 82V83H16ZM25 82H28V83H25ZM120 82V83H119ZM149 82H150V84H149ZM204 82H206V81H204ZM67 83V84H66ZM95 83V84H94ZM143 83H145V84H143ZM151 83H154V85L153 84H151ZM162 83H164V82H162ZM26 84V85H25ZM42 84H43V86H42ZM72 86H70V85ZM73 84V85H72ZM83 84V85H82ZM116 84V85H115ZM121 84V85H120ZM139 84V86L137 87V85ZM147 84V85H146ZM149 84V85H148ZM68 85V86H67ZM115 85V86H114ZM144 85H146V86H144ZM153 85V86H152ZM155 85H156V87H155ZM159 87H158V86ZM35 86V87H34ZM63 86V87H62ZM65 86V87H64ZM103 86V87H102ZM106 86V87H105ZM109 86V87H108ZM119 86V87H118ZM133 86H135L134 88H133ZM150 86H152L151 87V89L153 88V87H155V88H157V90L155 89L154 90V88H153V90L151 91V92H149L150 90H148L147 88H149L150 89ZM169 86V87H168ZM176 86H175V88H176ZM8 87V88H7ZM16 87V88H15ZM28 87V88H27ZM51 87V88H50ZM67 87V88H66ZM80 87V88H79ZM129 87V88H128ZM139 87H141V88H139ZM161 87V88H160ZM72 90H71V89ZM76 88V89H75ZM158 88H160V89H158ZM189 88H191V89H189ZM11 89V90H10ZM24 89V90H23ZM42 89V90H41ZM59 89V90H58ZM141 89H143V92L142 93H140V96H141V94H142V97H144V98H141V97H139V95H138V97H137V95L136 94H138V92H141V90L139 91V90ZM144 89L147 91H145L146 93H148V94H146L145 92H144ZM33 90H29L30 91V93H31V91H33ZM133 90H134V94H132L133 93ZM137 90V91H136ZM173 90H174V92H176V91H178V92H180V93H176V95H174L175 93L173 92ZM182 92H181V91ZM188 90H191V91H189L188 92ZM37 91V92H36ZM99 93H98V92ZM124 91V92H123ZM132 91V92H131ZM184 91V92H183ZM70 94H69V93ZM122 92V93H121ZM131 92V94H132V97H135L134 95H136V97L137 98H133L132 99V97H131V95L129 94V93ZM79 93V94H78ZM109 93V94H108ZM128 93V94H127ZM143 93H145L146 95H150V93H153V95H154V93H155V96H152V94L150 95V97H152L153 99L151 100V98L149 97V96H147L146 98H145V96L146 95H143ZM167 93V94H166ZM188 93V94H187ZM40 94V95H39ZM44 94V95H43ZM115 94V95H114ZM182 94V95H181ZM37 95V96H36ZM45 95H48V98L45 96ZM178 95V96H177ZM187 95H189V96H187ZM35 96V97H34ZM47 99H45L44 97ZM86 96V97H85ZM106 96V97H105ZM109 96V97H108ZM116 96V97H115ZM176 96L178 97V98H176ZM187 96V97H186ZM50 97V98H49ZM69 97V98H68ZM92 97H93V99H92ZM131 97V98H130ZM75 98V99H74ZM101 98L103 99V100H101ZM107 98H109V99H107ZM192 98V99H193ZM56 99V100H55ZM71 99H73V100H71ZM96 101H95V100ZM98 99L100 100L99 101V103H102V104H98V105H96L97 103H98ZM149 99V100H148ZM169 99V98H168ZM188 99V100H189ZM191 99V100H192ZM195 99V98H194ZM53 100H55L54 102H53ZM85 100V101H84ZM95 102H94V101ZM108 100V101H107ZM93 101V103H95L94 105H96V106H102V105H104V106H102V108L103 107H105V111L102 109V110H99L98 108L99 107H94V105H92L91 104V102ZM133 101V102H132ZM141 101H142V103H141ZM168 101V100H167ZM166 101V102H167ZM196 101V104L195 105H199V109H202V101H201V99H196L195 100ZM47 102V103H46ZM54 104H53V103ZM57 102H59L60 103V105L57 103ZM97 102V103H96ZM132 102V103H131ZM149 102H148V105H149ZM165 102V103H166ZM168 102H170V101H168ZM189 102V101H188ZM49 103L51 104V105H49ZM57 103V104H56ZM67 103H69V104H67ZM90 103V104H89ZM106 103H108V104H106ZM126 103V104H125ZM130 103V104H129ZM136 103V104H135ZM141 104V106L139 107V108H141L142 107V109H137V106L139 105V104ZM164 103V102H163ZM164 103V104H165ZM170 103V104H171ZM173 103V108L174 107H177L176 109L177 110H171L172 108H170L171 106H169V103H167V107L163 104V108H165V109H162V102H159V104H160V106H161V108H160V106H158L160 109L158 110H156V116L159 118V119H162V118H164L163 120H156L155 121V119H154V124H156L155 126H154V124H153V126H152V128H154V133H153V130H151L150 128H151V126L150 125H152V124H150L151 122H150V120H151V117H153V118H155V115H152V114H149V112H147L146 113V110H145V112L144 113H146V115H147V117L149 118L150 117V120H148V118H145V121L144 122H146V124L147 123H149L148 125H146L145 123H143V126L144 125H146L147 127H148V129L149 130H151L150 132H149V130H147L146 132H148L149 134H151V132L153 133V134H158L159 132H161V134L162 135H160L159 136V134L156 136L157 137V139L159 138V139H161L160 137H162V143H163V145L166 143H168L169 141H170V138H171V141H172V143H173V141L175 140V138L176 139H178V141L180 140H184L185 142H178L177 140V143H179V145H177V143H176V141H174V144L176 145V146H178L177 147V151H178V154L177 155H179V157H180V163H182L181 165H177V166H173L174 167V169H172L171 167L170 168H162V166L160 167V169H161V171L163 170V171H165V170H167V172L165 171V174H164V172L162 171H160V169H155V172H157L156 173V175L155 176H153V174H152V176L153 177H155V178H152V179H154L153 180V182L154 183H157V185H159L160 187H164V191H166L167 192V197L168 196H170V200L171 199H173V200H169V201H166V202H168V204H171V203H174L175 204V206H176V208L177 209H179L181 212L182 211H184V213H187V220L188 219H190V221H189V223H191V226H193V228H194V232H192V233H190L187 229H184V228H182V227H178V226H176V227H173L170 223H168V222H165V223H159L158 221H152V220H150V219H148V218H143L144 216H142L141 214V216L140 217H138L139 215L137 214V216H136V214H133V213H130L129 211L127 212V210H125L124 212H120L121 210L119 209H117L118 208V206L116 207V205L114 206V204L112 205L111 204V207L110 208H107V209H103L104 211H95V210H93V209H90V207L89 206H86L84 203L82 204L81 203V201H76L77 199H74V198H71L70 196H68L66 193H65V189H64V187L63 186H61L62 184L64 185L65 184V180H63L64 182H62V184H60V183H58V182H61L59 179H64V176H69L68 175V173H71L70 171L68 172V165L66 166V171H65V169L62 171L63 172V176H62V174H60V176H59V179H58V182L57 181H54L53 179V182L54 183H52V181H51V179L49 178H45V174L44 173H46V171H45V169L47 170V168H45V166L43 167V164H39V163H37L36 164V166L37 165H39V167L37 168L35 165H34V167L36 168V170L37 171H39V173L34 169V167H32V169H34L36 172H34V173H37V175L36 174H33V175H35V176H37L38 178H42L41 180H42V183H43V190H45L46 192H43L41 195L40 194H37V195H28L27 194V196H25L26 194L25 193H23L22 195H23V197L21 198L20 197V200H18L19 201V203H20V205H22L23 207L24 206H26V207H28V206H30V204H32L33 205V207H31L30 206V208H32V209H34L35 211H36V209H37V215L42 211V213H47L48 212V210H49V212H48V215H50V216H48L47 214H46V216H44V215H42L41 213L38 215V217H41L40 219V222H38L39 220V218L37 217V215L35 214V219H34V221H33V223H32V225H34V224H36V225H34L32 228H30L29 230L31 231V232H33V230H34V233H29V237H31V238H29V240L31 241V239H32V241L30 242V244L32 243V246H33V241L35 240V241H41L40 243H42V245L39 243V245H37V246H39V248H41L42 247V249L44 248V250H45V252L46 251H48V252H46V254H47V257H46V259L44 260V262L46 263V261H47V263H49V264H92V263H94L91 259H94V261L95 260H97V263H94V264H153L151 261H154L155 260V262H154V264H184L182 261V259H180L181 257H182V254L183 253H185L184 251H188V252H186L185 254H186V256L187 257H189V256H193V257H196V256H198L199 257V259H200V257H202V259L200 260L201 262H202V264H206L207 262V264H213V262L212 261H214L213 259H215L216 261H214V262H216V263H218L217 261H219V263L218 264H222V263H224V262H226L225 260L223 261V259H225V258H227L226 260H228V259H231L232 258V256H230V255H227L226 254V256H225V253L224 254H222V255H224L225 256V258H224V256H222V255H220L221 253H219V251H216V250H219V248H220V246H218V244L215 242L216 241V237H217V231H218V229L217 228H213L212 227V225L214 226L215 224H216V221L218 220V221H220L221 219H222V217H223V211H222V209H221V207H220V198H221V196L222 195H224L225 194V196H227L226 195V193H227V191H225V188H224V186L222 187V185H224V182L223 181H221L220 180V182L218 181V178H216L215 177V179H217V180H215V181H213L214 183H215V185L217 184V183H220V184H222L221 185V187H222V189H223V191H222V189H221V187L219 188L218 186H220V184H217L216 186L213 184V182H212V180H214V178L212 179L211 178V176H210V173H211V170H209V168L211 169L213 166V171H215V169H216V164H215V162H213L212 163V165L213 166H211V167H209L210 165H208L207 164V168L206 169H204V166L203 165H205L206 163H203V165H202V163H201V168H199L200 167V164H198V160H200L199 158H201L202 157V151H201V149L200 148H198L197 146V148H194L191 144H188V143H191V142H188L187 140H185L184 139V135H186L185 137H188V140H189V137H191V138H193V140H200L199 138H201L202 139V144H203V146H205L204 144L205 143H211L210 141H208L207 139H205V140H203L204 138H203V136H200L199 134L197 135V133L196 132H194L193 134H196V136L195 135H193L192 133H191V136L190 135H188V133H189V130L187 131V133L185 132L186 131V129H183L182 130V128H183V125H181V123H179V121L178 120H176V119H179V116H183V115H185V114H182L184 111H186L187 109H181V107L179 108L178 107V105H176V104H174ZM180 103V104H179ZM25 104V105H24ZM48 104V105H47ZM64 104V105H63ZM67 104V105H66ZM116 104V105H115ZM133 104V105H132ZM134 104H135V106H134ZM138 104V105H137ZM143 104V105H142ZM190 104L191 103H188V106H185L186 108H188L189 109V106H190ZM52 105H53V107H52ZM61 105H63V106H65V107H63V106H61ZM73 105V106H72ZM92 107L93 108V110H91V108L89 107ZM92 105V106H91ZM105 105H107V106H105ZM109 105V106H108ZM111 105V106H110ZM125 105V106H124ZM137 105V106H136ZM145 105V106H144ZM182 105V104H181ZM184 105H182L183 107H184ZM187 105V104H186ZM194 105V106H195ZM66 106H69V107H67V109H68V111L70 112H68L66 109H64V108H66ZM85 106V107H84ZM133 107L134 106V109L133 108H131L130 110H135V109H137L136 111H127V109L124 111L123 110V108L124 107ZM144 106V107H143ZM107 107V108H106ZM110 107H112V108H110ZM129 107V108H130ZM136 107V108H135ZM157 107V108H158ZM170 109H169V108ZM184 107V108H185ZM198 106H196V108H197ZM53 108V109H52ZM98 110H97V109ZM109 108V109H108ZM147 108V107H146ZM6 109L8 110V111H6ZM26 109V110H25ZM60 109V110H59ZM100 109H101V107H100ZM110 109H111V111H110ZM113 109H115V111L113 112ZM145 109V108H144ZM166 109H167V111H166ZM181 109V110H180ZM65 110H66V113H65ZM78 110V111H77ZM81 110H83V111H81ZM108 110L110 111V113H112L111 115L113 116V117H110V116H105L103 113H105L106 115L108 114V113H106V111L108 112ZM118 110V111H117ZM122 110V111H121ZM129 110V109H128ZM163 111V112H165L164 114H168L169 113V110H171V113H169V115H167V118H165L164 116H166V115H164L161 111ZM181 111V113H180V111ZM80 111V112H79ZM89 111V112H88ZM92 111H95V112H97V113H95V112H93L92 113ZM98 111H102L101 112V114H100V112H98ZM120 111H121V113H123V112H125L126 114H127V112H129V113H132L133 115H130V116H133V117H135V119L134 118H131L130 116H128V119H126V115H125V113L124 114H122V116H121V114H120ZM159 112V114H158V112ZM173 111H174V113H173ZM177 111H178V113H177ZM183 111V112H182ZM83 112V113H82ZM21 114V113H23L22 115H23V117L21 116V115H19V114ZM64 113H65V115H64ZM92 115H91V114ZM109 113V114H110ZM114 113V114H113ZM119 113V114H118ZM137 113V114H136ZM143 113V112H142ZM180 113V114H179ZM15 114H18V116L17 115H15ZM27 115V117H26V119H25V117H24V115ZM94 114H98V116L96 117V118H94ZM104 116H103V115ZM108 114V115H109ZM117 114L119 115V116H117ZM136 114V115H135ZM139 114H141V113H139ZM149 114V115H148ZM160 114H163V115H161V116H163L162 118H161V116H160ZM172 114V115H171ZM173 114H176V116H178V117H176L175 115H173ZM7 115V116H6ZM25 115V116H26ZM68 115V116H67ZM114 115H116V116H114ZM124 115H125V117H124ZM152 115V116H151ZM28 116H29V118H28ZM52 116V117H53ZM91 116H93V118L91 117ZM142 116V117H141ZM168 116H171V117H168ZM187 116V115H186ZM63 117H66V118H63ZM91 117V118H90ZM98 117H100V120H99V118ZM107 117H110V119H108ZM118 117H121V118H123L122 120H120L121 118H118ZM7 118H9V119H7ZM13 120H12V119ZM18 118H21L20 119V121L18 120ZM22 118H23V121L24 120H28L27 122H25V124H28L29 122H31L32 123V125L30 126L29 124H28V126H30L29 128H28V126L27 125H23V127H22V125H19L18 126V123L20 122V123H22L23 121H22ZM69 118H71L69 121L67 120V119H69ZM75 118V119H74ZM79 118V119H78ZM138 118H140V119H138ZM153 118H152V120L151 121H153ZM3 119H5V120H3ZM64 119V120H63ZM78 121H77V120ZM93 119H96V120H93ZM103 119V120H102ZM113 119H115V120H113ZM119 119V120H118ZM129 119L131 120V121H129ZM137 119V120H136ZM142 119V120H141ZM157 119V118H156ZM168 119V120H167ZM172 119V120H171ZM181 119H183V118H181ZM3 120V121H2ZM9 120V121H8ZM11 120V121H10ZM17 121V126H15L16 125V121ZM47 120V119H46ZM66 120V121H65ZM75 120V121H74ZM89 120V121H88ZM109 120V121H108ZM110 120H111V122H110ZM133 120H134V122H133ZM177 121V122H174V121ZM8 121V122H7ZM65 123H64V122ZM72 121V122H71ZM88 121V122H87ZM101 123V121H102V123L100 124V125H103L102 127L97 123ZM104 121H106V122H104ZM108 121V122H107ZM116 121H117V123H116ZM121 121V122H120ZM161 121V122H160ZM163 121H164V123H163ZM170 121H171V123H170ZM14 122V123H13ZM59 122V123H58ZM67 122H69V125L71 124V127L74 125V124H81L80 126H82L81 128H80V126L78 125H75V128L76 127H79V128H76V129H74V126L72 127V129H74V131H73V135H74V137L73 136H70V135H72V134H68L71 138H74L75 139V136H76V138H77V136H78V138L77 139H75V140H71L70 138H69V136H67L66 134L67 133H62V132H60V130H58L57 128V126L59 125V127H61V125L63 126H65V124H67L68 125V123ZM74 122V123H73ZM83 122H86V123H84L83 124ZM95 122L97 123L96 125H95ZM130 122H133V123H130ZM156 122V123H155ZM158 122V123H157ZM169 122V123H168ZM180 122H182L181 120H180ZM58 125H57V124ZM60 123H62V124H60ZM73 123V124H72ZM90 123H93V124H90ZM111 124V126L110 125H108V124ZM140 123H138L139 125H141L142 126V124H140ZM173 123V124H172ZM175 123V124H174ZM176 123H178L180 126L178 127V124L176 125ZM108 125L109 126V129L107 128L108 126H106V125ZM131 124V125H130ZM161 126H160V125ZM105 125V126H104ZM26 126H27V128H26ZM42 126H44V127H42ZM45 126H46V128L47 129H45ZM86 126V127H85ZM89 127V129H88V127ZM121 126V127H120ZM135 126H137V125H135ZM142 126V127H143ZM145 126V127H146ZM150 126V127H149ZM158 126V127H157ZM166 126V127H165ZM170 128H169V127ZM184 126H186V125H184ZM41 127V128H40ZM57 127V128H56ZM92 127V128H91ZM99 127H100V129H99ZM104 127V128H103ZM120 127V129H118ZM124 127V129H122ZM159 127H160V129H159ZM172 127H174V128H172ZM11 128V129H12ZM24 128V129H23ZM43 128V129H42ZM87 128V129H86ZM96 128H97V130H96ZM126 128V129H125ZM164 128V129H163ZM167 128V129H166ZM169 128V129H168ZM172 128V129H171ZM12 129V130H13ZM29 129L31 130L32 129V131H35V130H38V129H42V131H38V132H40L39 134L38 133H36L35 135L34 134H32V132L31 131H29ZM44 129H45V134H44ZM48 129H49V132H48ZM83 131H82V130ZM101 129H105V130H101ZM110 129H112V130H110ZM143 129H144V127H143ZM179 131H178V130ZM180 129L182 130L181 132H182V134H181V132H180ZM51 130V131H50ZM78 130V131H77ZM120 130V131H119ZM145 130H146V128H145ZM158 130V131H157ZM168 131V137L169 136H173L174 137V140L172 139V137H170L169 138V141H168V139H167V135H164V134H166L167 133V131H166V133L165 132H163V131ZM170 130H173V131H171V133L173 132V135H170L169 134V132H170ZM174 130H177V132H179L180 134H181V136H183L182 137V139H181V136H178V135H180V134H178L177 136H176V131H175V133H174ZM185 130V131H184ZM14 131V130H13ZM100 131V132H99ZM103 131H105V132H103ZM125 131H129L128 133H126ZM156 131V132H155ZM29 132H31V133H29ZM81 132H83V133H81ZM123 132V133H122ZM124 132H125V134H124ZM158 132V133H157ZM18 133V132H17ZM100 133H101V135H100ZM110 133H112V134H110ZM164 133V134H163ZM15 134H16V132H15ZM47 134V135H46ZM85 134H86V137H85ZM103 134V135H102ZM115 134V135H114ZM120 134V135H119ZM133 134V135H132ZM153 134H151V136L153 135ZM155 134V135H156ZM174 134H175V136H174ZM190 134V133H189ZM60 135V136H59ZM90 135V136H89ZM130 135H132L131 137H128V136H130ZM138 137H137V136ZM67 136V137H66ZM101 136H103L102 138H100ZM104 136H106V137H104ZM116 136V137H115ZM121 136V137H120ZM166 136V137H165ZM80 137H81V139H83V140H81L80 139ZM109 137V138H108ZM132 137H134L133 139H131ZM137 137V138H136ZM156 137H153V138H156ZM167 139H165V138ZM179 137H180V139H179ZM85 138V139H84ZM87 138V139H86ZM91 138V139H93V140H89V139ZM104 138H106V139H104ZM142 138V137H141ZM42 139V140H41ZM53 141H52V140ZM115 139V140H114ZM123 139V140H122ZM165 139V140H164ZM187 139V138H186ZM61 140H63V141H61ZM77 140V141H78ZM88 140V141H87ZM115 142H114V141ZM134 140H135V142H134ZM142 142H140V141ZM154 140V143L156 144V139H153ZM64 141H65V143H64ZM93 141V142H92ZM127 141H131V143L133 144L134 143V145H132L130 142H127ZM166 141H168V142H166ZM81 142H83V143H81ZM86 142H88L87 144H86ZM116 142H119V144H117ZM188 142V143H187ZM201 142V141H200ZM205 142V143H204ZM45 143V144H44ZM94 143V144H93ZM127 143V144H126ZM130 143V144H129ZM171 143V145H169V146H166V147H168V148H170V146L173 148H170V149H172V150H174V151H176V146H175V148H174V146H172V145H174V144H172ZM50 144V145H49ZM154 144V145H155ZM165 144V145H166ZM168 144H170V142L168 143ZM167 144V145H168ZM185 144V145H184ZM188 144V145H187ZM49 145V146H48ZM83 145H81V146H83ZM128 145H130V147H128ZM189 145H191L193 148L192 149H190L191 147L189 146ZM65 146V145H64ZM115 146V147H114ZM124 146H127L126 148L128 149H126V150H124L125 149V147ZM188 146H189V148H188ZM209 146V145H208ZM53 147V148H52ZM117 147V148H116ZM122 147V149H120ZM144 149H143V148ZM180 147V148H179ZM182 147V148H181ZM184 147V148H183ZM115 148V149H114ZM134 150H133V149ZM179 148V149H178ZM188 148V149H187ZM120 149V151H118V150ZM135 149H136V151H135ZM185 149V150H184ZM200 149V150H199ZM53 150V151H52ZM58 150V151H57ZM123 152H122V151ZM147 150V149H146ZM179 150H181V151H179ZM113 151V152H112ZM127 151V152H126ZM138 151V152H137ZM148 151V150H147ZM182 151H186V152H182ZM189 151V152H188ZM220 151V150H219ZM132 152V153H131ZM145 152V153H144ZM190 152H191V154H190ZM113 153H114V155H113ZM124 153V154H123ZM125 153H127V154H125ZM156 154L157 156H158V154H160L159 152L157 153V151L156 150H154V152L152 153V154ZM180 153V154H179ZM181 153H182V155H181ZM184 153V154H183ZM186 153V154H185ZM220 153H222V152H220ZM67 154V153H66ZM131 154H133V157L132 158H129V157H131L130 155ZM223 154V153H222ZM135 155V156H134ZM147 155H149V156H147ZM156 155H154L156 158H157V156ZM161 155V154H160ZM184 155H186L185 157H184ZM189 155H191V156H189ZM193 155V156H192ZM195 155H196V158H194L195 157ZM198 155V156H197ZM224 155V154H223ZM154 156H153V160L155 159L154 158ZM147 159H146V158ZM148 157H150V158H148ZM159 157V156H158ZM189 157V158H188ZM124 158V159H123ZM140 158H141V160H140ZM188 158V159H187ZM194 158V159H193ZM130 159V160H129ZM145 159H146V162H145ZM150 159V160H151ZM134 160V161H133ZM158 160V159H157ZM190 160V161H189ZM195 160V161H194ZM197 160V161H196ZM135 161H136V163H135ZM139 161V162H138ZM194 163H193V162ZM215 161V160H214ZM68 164H69V160H67L66 161ZM203 162V161H202ZM125 163V162H124ZM139 163H141V164H139ZM142 163H143V165H142ZM154 163H155V165H154V168H157L158 167V165H160L159 163H158V161L157 162H155L154 161ZM196 163V164H195ZM141 166V167H139V165ZM179 164V163H178ZM183 164H185L184 166H183ZM225 164H226V162H225ZM40 165H42L41 167H40ZM138 167V169H136V166ZM196 165H198V166H196ZM135 166V167H134ZM190 166V167H189ZM191 166H193V167H191ZM206 166V165H205ZM116 167V166H115ZM115 167H113V166H111V172L112 173H110V171H109V173H105L104 175H106L107 176V178H108V175L109 174H111L109 177H112V178H114V179H112V181H111V189H114V187L117 185V184H119V180H122L121 179V177H122V173H121V171L118 173V169L117 168H115ZM219 167V166H218ZM217 167V168H218ZM28 168V169H27ZM26 168V170L28 171V172H30V167H27ZM112 168H113V170H112ZM146 168H144V169H146ZM177 168V169H176ZM182 168V169H181ZM203 168V169H202ZM144 169H142V172H143V170ZM165 169V170H164ZM169 169H170V171L172 170V173L171 174H168L169 172ZM198 169V170H197ZM208 169V170H207ZM70 170V169H69ZM174 170H175V172H174ZM177 170V171H176ZM183 170V171H182ZM193 170V171H192ZM203 170V171H202ZM207 170V171H206ZM227 171H231V168H230V166H227V169H226ZM33 171V170H32ZM31 171V172H32ZM45 171V172H44ZM65 171V172H64ZM72 171V170H71ZM141 171V170H140ZM154 171V170H153ZM188 171V172H187ZM30 172V173H31ZM142 172H139V173H142ZM155 172H153L154 174H155ZM183 172H185V173H187V175L189 174V175H192V176H190L191 178H189V175H188V178H187V180H185V181H182V182H184V183H182L181 181H180V179H181V175L183 174ZM191 172V173H190ZM199 172V173H198ZM210 172V173H209ZM61 173V172H60ZM121 173V174H120ZM138 173V174H139ZM180 173H181V175H180ZM192 173H194V175L192 174ZM207 173V174H206ZM44 174V175H43ZM167 174L169 175V176H167ZM176 174H178V175H176ZM199 174H201V175H199ZM205 175V177H202V176H204ZM114 175V176H113ZM119 175V176H118ZM121 175V176H120ZM119 178V179H117V177ZM163 176H164V178H163ZM166 176V177H165ZM208 176H210L209 178H208ZM101 179V181L103 182V181H107V179H105V176H103V174L101 175V176H99ZM45 178V179H44ZM123 178V177H122ZM165 178H167V179H165ZM168 178H169V180H170V178H172V181H169L168 180ZM118 180V182H117V184H116V182L114 181V180ZM155 179H157V180H155ZM163 179V180H162ZM174 179V180H173ZM179 179V180H178ZM194 179V180H193ZM197 179V180H196ZM68 180V178L66 179V181ZM109 180V179H108ZM161 182H160V181ZM166 180V181H165ZM189 180H193V181H189ZM49 181H50V183H49ZM156 181V182H155ZM158 181V182H157ZM169 183H168V182ZM175 181V182H174ZM195 181V182H194ZM47 182V183H46ZM58 183V185H59V187H57L58 185L56 184V183ZM174 182V183H173ZM206 182V183H205ZM49 183V184H48ZM54 184V185H52V184ZM68 183V182H67ZM121 183H122V181H121ZM120 183V184H121ZM172 183V184H171ZM180 183H182V184H180ZM187 183V184H186ZM206 185H205V184ZM209 183V184H208ZM210 183H211V185H210ZM46 186H45V185ZM48 184V185H47ZM56 184V185H55ZM114 184H116V185H114ZM171 184V185H170ZM189 184H190V186H189ZM204 184V185H203ZM163 185V186H162ZM164 185H169V186H167V188L168 187H170L171 186V188H174V191H172L173 189H169L168 188V190H167V188H166V190H165V187L166 186H164ZM188 185V186H187ZM193 185V186H192ZM64 189H62L61 187ZM174 186V187H173ZM178 186V187H177ZM182 186V187H181ZM215 186V187H214ZM48 187V188H47ZM199 188V190H197L198 188ZM209 187V188H208ZM218 187V189L220 190L221 189V191L219 192L220 194L222 193V192H224L223 194H221V195H218L219 193L217 192V195L218 196H220V197H218L217 195H216V192L215 191H219V190H217V189H215V191H212V190H214V188H217ZM226 187V186H225ZM175 188H176V190H175ZM201 188V189H200ZM212 188V189H211ZM60 189H62L63 191H61ZM124 189H125V186H124ZM123 189V190H124ZM131 190H129V191H127L128 190V187H127V190L124 192L126 195L124 196V198L125 199H127L126 200V202H128L129 203V198H131V196H134L131 192H133V190H132V188H130ZM134 189V188H133ZM146 190H147V188H145ZM181 191H180V190ZM192 189H195V190H192ZM21 189H18L17 191L18 192H21L20 191ZM149 190V189H148ZM147 190V192H149ZM200 191V193H198V192H196V193H194V191ZM211 190V191H210ZM131 191V192H130ZM171 191V193L170 194H172V192H174L173 194V196L172 195H169L168 193ZM205 191V192H204ZM17 192V193H18ZM50 192V193H49ZM131 193L130 194V197H128V195H129V193ZM147 192H145V194H147ZM187 192V193H186ZM215 192V193H214ZM14 193H16V190H15V192ZM128 193V194H127ZM135 193H137V191L135 190ZM151 191L148 193L149 195H152L153 193H151ZM177 193V194H176ZM182 195H181V194ZM198 193V194H197ZM205 193V194H204ZM209 193V194H208ZM21 194V193H20ZM45 194V197H43L42 195H44ZM179 194V195H178ZM188 194V195H187ZM189 194H190V196H189ZM192 194V195H191ZM195 196H194V195ZM200 194V195H199ZM66 195V196H65ZM149 195H147V196H149ZM35 197V199H34V197ZM128 198H127V197ZM175 196V197H174ZM176 196H179V197H176ZM187 196H189L190 197V199H189V197H187ZM193 196H194V199H193ZM199 196V197H198ZM225 196H223L225 199H226V197ZM26 199H25V198ZM32 197H33V199H32ZM41 198V199H38V198ZM47 197V198H46ZM152 197H153V195H152ZM183 197V198H182ZM222 197V199L223 200H225L224 198ZM24 198V199H23ZM45 200H44V199ZM71 198V199H70ZM124 198H123V201H124ZM150 198H151V196H150ZM155 198H156V196H155ZM154 197L152 198L153 200L155 199ZM176 198V199H175ZM199 198V199H198ZM217 198V199H216ZM219 198V199H218ZM43 199V200H42ZM63 199V200H62ZM23 200V201H22ZM29 201V203H28V201ZM34 200V201H33ZM49 202H48V201ZM70 200V201H69ZM157 200V199H156ZM168 200V199H167ZM180 200V201H179ZM190 200H192V201H190ZM218 200V201H217ZM32 201V202H31ZM39 201V202H38ZM64 201V202H63ZM122 201V202H123ZM189 201V202H188ZM23 202V203H22ZM35 202V203H34ZM44 202V203H43ZM45 202H46V204H45ZM51 202V203H50ZM169 202H171V203H169ZM192 202V203H191ZM195 202V203H194ZM222 202V201H221ZM27 203V204H26ZM39 203V204H38ZM43 204V205H41V204ZM50 203V204H49ZM124 203H125V201H124ZM29 204V205H28ZM37 204H38V206H37ZM51 204H53V205H51ZM55 204V205H54ZM57 204V205H56ZM82 204V205H81ZM173 204V205H174ZM189 204V205H188ZM214 204V205H213ZM35 205H36V208H35ZM41 207H40V206ZM46 205H48L46 208H48V209H46L47 211L45 212V211H43L44 210V208H45V206ZM67 205V206H66ZM196 205V206H195ZM44 208H43V207ZM58 208H57V207ZM62 206V207H61ZM185 208H184V207ZM25 207V208H26ZM39 207V208H38ZM49 207H50V209L52 210V211H54L55 212V214L49 209ZM127 207H129V206H127ZM198 207V208H197ZM201 207V208H200ZM80 208V209H79ZM191 208V209H190ZM197 208V209H196ZM55 209V210H54ZM62 212H59V210ZM110 209H111V211H110ZM186 209V210H185ZM194 209V210H193ZM200 209V210H199ZM203 209V210H202ZM178 210V211H179ZM207 210V211H206ZM108 211V212H107ZM177 211V210H176ZM189 211V212H188ZM190 211H192V212H190ZM196 211V212H195ZM199 211V212H198ZM202 211H204L205 213H201ZM51 212L53 213V215H54V219L52 218L53 217V215L51 214ZM59 212V213H58ZM99 214H98V213ZM12 213V212H11ZM15 212H13V214H14ZM68 213V214H67ZM91 213V214H90ZM193 213V214H192ZM235 213V214H234ZM63 214V215H62ZM72 214V215H71ZM104 214V215H103ZM110 214V215H109ZM174 214V213H173ZM172 214V216H174ZM88 215V216H87ZM106 215V216H105ZM177 215H179V214H177ZM202 215H204V216H202ZM209 215H210V218H209ZM222 217H221V216ZM247 215H249L247 212H245V208H244V200L243 199H240L239 200V202H237V204L233 207V210H232V216H235V217H233V218H236V221H237V223L239 224V229H240V233H241V235H242V237H244L245 238V240L247 241V242H251V245H253V243H254V246L256 247V248H260L261 247V244H262V240L261 239H259V237H261L260 236V230L259 229H256L255 227H257L258 228V225L257 226H255L254 225V223L252 222V219H251V217H249L248 218V216ZM56 216V217H55ZM108 216V217H107ZM110 216H112V217H110ZM37 217V218H36ZM44 218V220L47 222H45V221H43V222H41L42 221V219ZM67 217V218H66ZM70 217V218H69ZM86 217V218H85ZM110 217V218H109ZM179 217V216H178ZM219 217H221V218H219ZM81 218H83L82 220L83 221H81ZM85 218V219H84ZM89 218V219H88ZM104 218V219H103ZM143 218V219H142ZM74 219V220H73ZM145 219V220H144ZM217 219V220H216ZM220 219V220H219ZM36 220H37V222H38V225H37V223H36ZM58 220V221H57ZM86 220V221H85ZM90 220V221H89ZM110 220V221H109ZM195 220V221H194ZM235 220V219H234ZM80 221V224L83 222L84 223V221L86 222V223H84L85 225H88L89 227V231L87 230V229H85V227H84V229L82 230V226L81 225H79V222ZM151 221V222H150ZM210 221V222H209ZM217 221V222H218ZM45 222V223H44ZM59 222H60V224H59ZM76 222V223H75ZM157 222V223H156ZM160 222H162V221H160ZM213 222V223H212ZM214 222H215V224H214ZM241 222V223H240ZM39 223H40V226H39ZM49 223V224H48ZM53 223V224H52ZM75 223V224H74ZM83 223H82V225H83ZM93 223V224H92ZM46 224V225H45ZM50 224H52L51 226H49ZM57 224V225H56ZM77 224V225H76ZM158 224V225H157ZM160 224H161V226H160ZM210 226H209V225ZM253 224V225H252ZM41 225H42V227H44V229L41 227ZM48 225V226H47ZM67 225V226H66ZM73 227L74 229H76L77 227L80 229L79 231H78V228H77V231H78V237L80 238V239H84L83 240V242H84V244L87 242L88 244H85L84 245V250L82 249H80V253L82 252V254H79V248H77V249H75L74 247H72V246H70L71 244H69L70 242H68V241H70V239H69V236L71 235V231L73 230L74 231V229L73 228H71V229H69L70 227ZM76 225V226H75ZM80 227H79V226ZM91 225V226H90ZM94 227H93V226ZM99 225V226H98ZM167 225V226H166ZM199 225V226H198ZM208 225V226H207ZM250 225H252L251 227H250ZM39 228H38V227ZM55 226V227H54ZM107 226H109V228H110V231H109V228L107 229ZM163 226V227H162ZM196 226V227H195ZM31 227V226H30ZM46 227V228H45ZM69 227V228H68ZM91 227H93L94 228V230L91 228ZM241 227V228H240ZM253 227L255 228V229H253ZM90 228H91V230L92 231H94V233L95 234H91V230H90ZM97 230H96V229ZM174 228H177V229H174ZM39 229V230H38ZM171 229V230H170ZM43 230V231H42ZM53 232V233H51V231ZM82 230V232H80ZM85 230H87L88 232L86 233V231ZM96 230V231H95ZM108 232H107V231ZM183 230H185V231H183ZM188 232H187V231ZM198 230V231H197ZM200 230V231H199ZM91 231V232H90ZM104 231V232H103ZM174 231V232H173ZM197 231V232H196ZM201 231H202V234H201ZM258 231V232H257ZM29 232V231H28ZM45 232V233H44ZM80 232V233H79ZM213 232V233H212ZM46 233H47V235H46ZM58 233H59V235H58ZM67 233H69L68 235H67ZM193 233H195V234H193ZM200 233V234H199ZM54 234V235H53ZM55 234H56V236H55ZM90 234L92 235V236H90ZM190 234H192V236L190 235ZM196 234H199V235H197V238L195 237V235ZM259 234V235H258ZM32 235V236H31ZM34 235H36L37 237H35ZM48 235H50V236H48ZM64 235H66V236H64ZM84 235H86V236H84ZM207 235V236H206ZM251 235V236H250ZM35 237V239H34V237ZM40 236V237H39ZM46 236V237H45ZM87 236H89L90 237V239H89V237H87ZM190 236L192 237V238H196L195 240V242L193 243V245L191 246V244H190V241L192 242V240H191V238H190ZM228 236H230V234H228ZM246 236V237H245ZM68 237V238H67ZM82 237V238H81ZM87 237V238H86ZM199 237H200V239H199ZM208 237V238H207ZM248 237V238H247ZM39 238V239H38ZM41 238V239H40ZM58 238V239H57ZM64 238V239H63ZM231 238V237H230ZM253 238V239H252ZM47 239V240H46ZM53 239V240H52ZM58 241V244H54V243H57V241ZM69 239V240H68ZM43 240V241H42ZM200 240V241H199ZM226 242H228V240L229 241H231L232 240V238L231 239H229V237H227L226 238ZM47 241V242H46ZM50 241V242H49ZM55 241V242H54ZM67 241V242H66ZM65 242H66V245H65ZM95 242V243H94ZM187 242V243H186ZM214 242V243H213ZM249 242V243H250ZM45 243V244H44ZM178 243V244H177ZM213 245H212V244ZM255 243H257V244H255ZM67 244H69V245H67ZM90 244V245H89ZM97 244V245H96ZM106 244H108V245H106ZM259 244V245H258ZM56 245V246H55ZM61 245V246H60ZM64 245V246H63ZM178 245V246H177ZM180 245V246H179ZM185 245H186V247H185ZM188 245V246H187ZM216 245V246H215ZM41 246V247H40ZM90 246V247H89ZM176 246V247H175ZM195 246V247H194ZM57 247V248H56ZM62 247V248H61ZM69 247H72V249L71 250H69ZM85 247L87 248V247H89V248H87V249H85ZM95 247V248H94ZM101 249H100V248ZM183 247V248H182ZM63 248H66L65 250L63 249ZM67 248H68V250H67ZM110 248V249H109ZM173 248V249H172ZM174 248H179L178 250H176V249H174ZM186 248V249H185ZM189 248V249H188ZM190 248H191V250H190ZM216 248V249H215ZM58 251H57V250ZM146 249V250H145ZM183 249V250H182ZM215 249V250H214ZM73 250H75V252L73 251ZM100 250V251H99ZM59 251H61V252H59ZM147 252L148 253V259L147 260H149L150 259V261H146V262H143L144 260H142L141 259V253L142 252ZM190 251V252H189ZM64 252V253H63ZM78 252V253H77ZM83 252H86L87 253V255H86V253H85V256H84V253ZM89 252H90V254H89ZM105 252V253H104ZM183 252V253H182ZM61 253L63 254V255H65V256H61ZM161 253V254H160ZM180 253V254H179ZM190 253V254H189ZM210 253V254H209ZM57 254V255H56ZM60 254V255H59ZM91 254H93L92 256H91ZM185 254H184V256H185ZM215 254V255H214ZM59 255V256H58ZM76 255H78V256H76ZM178 255V256H177ZM180 255V256H179ZM196 255V256H195ZM214 255V256H213ZM68 256H69V258H68ZM88 256H90V258L91 257H93V258H91L90 260H89V257ZM175 256V257H174ZM183 256V257H184ZM211 256H213V257H211ZM227 256H229V257H227ZM64 257L66 258V260L64 261ZM82 257V258H81ZM87 257H88V259H87ZM136 257H138V258H136ZM140 257V258H139ZM262 258H263V255L261 256ZM133 258V259H132ZM179 259V261H178V259ZM218 258V259H217ZM63 259V260H62ZM52 260V261H51ZM90 262H89V261ZM140 262H139V261ZM51 261V262H50ZM71 261V262H70ZM99 261V262H98ZM205 263H204V262ZM96 262V261H95ZM100 262H102V263H100ZM143 262V263H142ZM147 262H149V263H147ZM179 262V263H178ZM200 262V263H201Z\"/></svg>",
	"mask_w": 264,
	"mask_h": 264
}]
</instances>
